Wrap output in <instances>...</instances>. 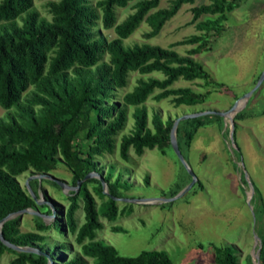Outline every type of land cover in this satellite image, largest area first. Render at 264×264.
Masks as SVG:
<instances>
[{
    "label": "trees",
    "instance_id": "trees-1",
    "mask_svg": "<svg viewBox=\"0 0 264 264\" xmlns=\"http://www.w3.org/2000/svg\"><path fill=\"white\" fill-rule=\"evenodd\" d=\"M134 0H56L47 3L51 18L47 22L38 17L32 8V0H0V108L13 109L0 118V220L8 214L36 206L30 196L17 184L15 177L30 169L34 173H47L58 167L60 157L70 171L73 185L90 172L99 174L112 196H116L119 184L108 183L110 169L103 176L93 162V155L111 153L114 136L122 130L126 121L124 106L134 107L132 130L120 138L118 154L127 161L131 148L135 155L143 149L158 148L161 152L169 146V130L173 120L162 121L157 113L150 118L151 128L146 126L147 114L142 105L146 98L158 91L154 100L171 96L174 106L194 105L201 96L188 88H171L178 80L203 79L213 83L201 65L191 56L207 50L209 38L223 32L217 23L224 21L227 2L211 0L210 4L191 8L192 20L201 15L216 16L197 26L204 25L203 36H190L173 46L194 45L179 55L172 49L148 44L123 45L144 23L148 31L142 38L158 35L163 25L184 4L196 0H169L164 8L161 0H139L133 12L116 23V8H124ZM231 0L230 2H233ZM17 20L19 23H17ZM98 22L105 30H112L114 37L105 39L96 29ZM206 28V27H205ZM159 73L162 78L137 79L135 86L121 97V105L113 101L114 93L127 84L128 74ZM28 87L31 90L27 91ZM239 113L236 117H244ZM220 122L215 115H206L181 121L176 128V142L188 149L189 142L198 128L209 122ZM180 127L182 136L179 135ZM79 139L81 141H79ZM93 143V152L84 148L83 142ZM184 158V156H183ZM185 159V158H184ZM101 184L95 178L81 183L78 194L82 200L84 222L76 230L73 213L77 208L76 197H69L64 212V224L75 234L83 256L93 259V264H172L161 251H141L134 257L117 255L114 248L100 240H93L94 231L100 228L92 197L85 190L87 183ZM180 187L171 190L174 196ZM110 195V194H109ZM110 195V196H111ZM119 195V194H118ZM114 202L108 197L103 208L104 216L114 218ZM46 214H49L46 212ZM35 218L36 232L19 233L17 219L3 223L1 234L9 243L31 247L48 256L52 261L54 249L44 252L43 237L38 232L49 226ZM59 224L57 220L53 224ZM52 224V225H53ZM58 229L62 232L59 224ZM84 239L85 243H81ZM264 245V239H261ZM56 248L63 250L64 246ZM11 250L0 243V255ZM6 264H47V257L35 253H13ZM215 264H236L230 247L215 248ZM61 264H81L71 259Z\"/></svg>",
    "mask_w": 264,
    "mask_h": 264
},
{
    "label": "rangeland",
    "instance_id": "rangeland-1",
    "mask_svg": "<svg viewBox=\"0 0 264 264\" xmlns=\"http://www.w3.org/2000/svg\"><path fill=\"white\" fill-rule=\"evenodd\" d=\"M50 1L56 0H32L33 10L47 22L51 18L47 11ZM95 1L98 0H91V3ZM136 1L139 0L115 9L116 23L133 12L132 6ZM168 1L161 0L159 7H166ZM210 1L196 0L192 5H182L158 35L150 39L142 38L148 28L144 23L140 24L123 40V45H154L185 56V52L194 45L173 44L192 35L203 36L204 29L213 30L208 24L201 30L197 26L217 19L216 16L201 15L192 20L191 13V8L210 4ZM225 1V19L217 23L223 27V32L209 38L207 50L191 56L209 79L220 85H206L203 79L198 78L173 83V89L188 88L201 96V100L194 105L174 106L171 96L156 101L154 96L158 91H153L142 104L146 110L148 128L152 129L150 118L154 113L162 121H172L190 113L227 111L255 84L264 68V0ZM96 29L105 39L114 37L112 30L103 29L100 22ZM147 77L162 78L159 73L139 75L131 72L126 86L114 93L113 101L121 105V97L135 86L136 80ZM29 90L31 87H28ZM124 108L126 121L122 130L114 136L112 152L93 155L96 168L100 169L102 176L110 169L108 183L117 181L119 184V195L113 196L117 199L172 198L169 194L171 190L178 187L183 189L190 183V176L170 148L163 152L156 147L143 149L139 156L130 148L128 160L120 159V138L130 133L133 124L131 114L134 107ZM9 112L14 110L4 111L0 108V118H5ZM242 112L246 114L244 117H236ZM182 134L180 127L179 135ZM83 145L93 152V143L84 141ZM188 145V149L182 148V153L196 181L186 193L172 202L139 204L114 200L115 214L109 220L102 212L108 197L98 192L96 183H87L85 190L92 197L100 225L94 231L93 240L112 246L119 256L134 257L141 251H161L172 264H215V248L222 247H230L236 264H264V245L261 244V239H264V80L230 120L221 118L220 122L202 125ZM57 159L58 167L46 173L51 179L37 181L32 178L35 173L28 169L16 176L15 180L25 193L29 188L41 202L35 205L36 210L45 216L40 220L49 229L38 234L43 237L41 244L44 252L54 249L53 256L59 259L51 260L52 264H61L73 258L79 259L81 264H93V259L82 255L81 244L75 242L76 230L84 222L82 200L78 194L80 186L75 193L70 190L75 186L71 173L59 156ZM105 191L112 194L107 187ZM71 196L76 197L77 205L73 213L74 233H70L64 224V212ZM50 207L54 210L53 214ZM48 211L49 214H46ZM15 219L19 233L36 232L34 216L23 214ZM55 220L61 225L62 232L57 222L53 224ZM85 242L86 239L81 243ZM59 245H63L64 249L56 248ZM13 253L16 252L4 251L0 255V264L13 259Z\"/></svg>",
    "mask_w": 264,
    "mask_h": 264
},
{
    "label": "water",
    "instance_id": "water-1",
    "mask_svg": "<svg viewBox=\"0 0 264 264\" xmlns=\"http://www.w3.org/2000/svg\"><path fill=\"white\" fill-rule=\"evenodd\" d=\"M264 80V68L262 69L261 73L259 74L255 84L253 85V87L246 93H244L240 98H238L233 105L227 110V111H223V112H217V111H201V112H197V113H190V114H185L183 116L177 117L176 119L173 120V123L171 125V128L169 130V146L170 149L172 151V153L174 154L175 158L177 159V161L180 163V165L186 170V172L188 173V175L190 176V183H188L183 189H181L176 195H174L172 198L170 199H156V198H152V199H142V200H127V199H117L113 196H110L106 191H105V187L106 184L104 183L102 177L95 173V172H90L87 175H85L80 181H76L75 186L74 187H70V190H73L74 193L77 192L80 184L88 179H92L95 178L99 181V183L101 184V188H102V192L109 197L110 199H112L113 201H127V202H131V203H139V204H148V203H153V202H157V203H167V202H172L175 199L181 197L184 193H186L191 187L192 185L195 183L196 181V177L194 176V174L192 173V171L189 169L185 159L183 158V156L181 155L178 146H177V142H176V128L179 122L183 121V120H187V119H192V118H197V117H202V116H206V115H215L218 116L220 118H227V119H231L232 115L236 114L237 112H239L242 107L244 106V104L246 103L247 99L250 97V95L260 86V84L263 82ZM33 179L40 181L41 179L44 178H50V176H48V174L46 173H35L32 176ZM28 187V186H27ZM27 193L30 196V198L32 199V201L34 202L35 205H40V201L35 197V195L31 192V190L29 188H27ZM51 209V213H54V210L50 207ZM23 214H27V215H31L34 217H38L41 219H44V215L39 213L36 209H30V208H26V209H22L20 211L8 214L6 217H4L3 219L0 220V243L12 250L15 251L16 253H35V254H39V255H45L44 253L31 248V247H20V246H16L13 245L11 243H9L7 240H5L1 234V227L3 225V223H5L6 221L12 220L17 216L23 215ZM48 217V216H46ZM47 257V264H52L51 259L48 258L47 255H45Z\"/></svg>",
    "mask_w": 264,
    "mask_h": 264
}]
</instances>
